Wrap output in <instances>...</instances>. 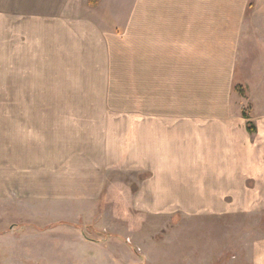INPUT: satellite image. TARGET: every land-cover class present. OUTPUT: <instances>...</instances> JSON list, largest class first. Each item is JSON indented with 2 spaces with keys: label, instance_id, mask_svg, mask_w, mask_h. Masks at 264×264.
Returning <instances> with one entry per match:
<instances>
[{
  "label": "rangeland",
  "instance_id": "rangeland-1",
  "mask_svg": "<svg viewBox=\"0 0 264 264\" xmlns=\"http://www.w3.org/2000/svg\"><path fill=\"white\" fill-rule=\"evenodd\" d=\"M94 1L63 0L48 13L15 16L9 3L0 5V264H264V100L245 97L247 89L236 84L248 79L241 71L233 77L238 98L231 107L246 109L258 128L247 138L255 158L241 164L248 180L173 205L169 197L137 195L140 177L117 163L105 171L100 195L85 194L75 154L106 146L111 161L115 146H126L136 109L137 29L146 26L137 22L136 0ZM159 6L149 5L150 14ZM205 7L215 15L192 39L207 35L209 47H185L193 81L197 64L207 65L214 80L219 58L231 63L236 51L239 66L264 60V44L256 43H264V0ZM181 102L175 105L186 108ZM81 187L84 195L75 196Z\"/></svg>",
  "mask_w": 264,
  "mask_h": 264
},
{
  "label": "crops",
  "instance_id": "crops-1",
  "mask_svg": "<svg viewBox=\"0 0 264 264\" xmlns=\"http://www.w3.org/2000/svg\"><path fill=\"white\" fill-rule=\"evenodd\" d=\"M13 1L18 0H0V5L3 2L9 3V12L14 16L18 11L48 13V5L63 4V0H23L19 5ZM236 1L136 0L137 22L140 24L145 21L146 26L137 29L139 50L135 119L131 123L130 133H125L126 146L124 143H120L121 149H118V145L115 146L116 154L111 161L106 160V146L98 147L101 151L99 154L92 152L90 148L79 151L78 156L75 154V165L78 166L75 167V173L84 175V180H87L85 194L100 195L105 189V171L117 163L123 171L134 172L140 177L142 183L138 184L137 195L169 197V202L173 205L185 196H215L220 194L217 190L222 191L233 182L238 183L250 178V170L241 167V164H249L250 156L255 158V146L247 140L248 120L243 117L244 108L239 110V116L231 107L232 100L238 98L231 85L235 80L233 77L237 78L241 71V76L248 79L236 84H242L247 89L249 94L245 97L264 100V60H257L253 64L246 61L239 66L240 53L236 51L232 54L231 63L219 58L221 72L215 74L214 80L207 71V65L197 64L195 69L200 71L193 81L192 53L191 50H185L186 45L188 44L190 49L193 42L195 45H201L203 42L205 49L209 47L206 45L208 42L203 40L207 35H204L203 39H192L202 37L203 33L207 32L201 22L211 20L209 15H215L212 11L209 12L205 5L232 4ZM90 2L91 6L95 4L94 0ZM149 5H160L158 12L150 14ZM174 5H179V8L182 5L184 11L174 12L175 7H171ZM197 6L204 7L197 9ZM55 11H58V8ZM156 22L160 24L158 28L154 27ZM156 35L162 38L161 42L160 39H149ZM222 43L223 41L218 39H211L209 42L217 47L222 46ZM256 43L264 44L263 40L258 39ZM210 48L213 49L214 46L210 45ZM202 52L201 50L197 53V58ZM232 63L233 67L227 71V65ZM181 68L184 71H181ZM182 77L186 78L181 79ZM227 77L232 78L229 83H226ZM12 99L13 95L9 93L7 101ZM192 99L198 102L195 108H191ZM177 100L182 101L181 103L187 100V107H177ZM214 101L216 104L209 107V102ZM10 114L7 116L11 119ZM22 125L25 127L24 122ZM251 165V171L255 173L254 159ZM83 195V187L75 192V196ZM155 203L158 205L159 201ZM171 210L175 212L181 209ZM197 211H203L199 204Z\"/></svg>",
  "mask_w": 264,
  "mask_h": 264
},
{
  "label": "trees",
  "instance_id": "trees-1",
  "mask_svg": "<svg viewBox=\"0 0 264 264\" xmlns=\"http://www.w3.org/2000/svg\"><path fill=\"white\" fill-rule=\"evenodd\" d=\"M243 117L248 120V124H247V130L250 134H254L257 132V129L255 127V125L250 121L251 117L249 115V113L247 112L246 109H243Z\"/></svg>",
  "mask_w": 264,
  "mask_h": 264
}]
</instances>
